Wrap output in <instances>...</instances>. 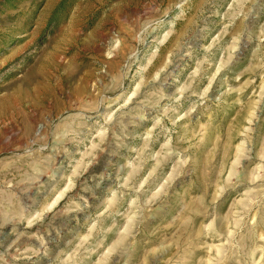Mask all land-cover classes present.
Wrapping results in <instances>:
<instances>
[{
  "label": "rangeland",
  "instance_id": "1",
  "mask_svg": "<svg viewBox=\"0 0 264 264\" xmlns=\"http://www.w3.org/2000/svg\"><path fill=\"white\" fill-rule=\"evenodd\" d=\"M0 264H264V0H0Z\"/></svg>",
  "mask_w": 264,
  "mask_h": 264
}]
</instances>
